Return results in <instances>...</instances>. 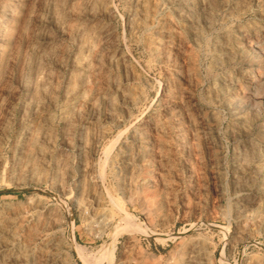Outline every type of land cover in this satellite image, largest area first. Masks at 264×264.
I'll use <instances>...</instances> for the list:
<instances>
[{
  "label": "rangeland",
  "instance_id": "rangeland-1",
  "mask_svg": "<svg viewBox=\"0 0 264 264\" xmlns=\"http://www.w3.org/2000/svg\"><path fill=\"white\" fill-rule=\"evenodd\" d=\"M0 264H264V0H0Z\"/></svg>",
  "mask_w": 264,
  "mask_h": 264
}]
</instances>
